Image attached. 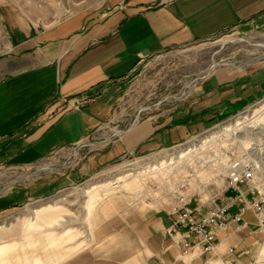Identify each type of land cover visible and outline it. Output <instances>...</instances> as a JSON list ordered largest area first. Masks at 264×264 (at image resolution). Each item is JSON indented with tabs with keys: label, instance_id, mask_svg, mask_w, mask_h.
I'll return each mask as SVG.
<instances>
[{
	"label": "crops",
	"instance_id": "1",
	"mask_svg": "<svg viewBox=\"0 0 264 264\" xmlns=\"http://www.w3.org/2000/svg\"><path fill=\"white\" fill-rule=\"evenodd\" d=\"M249 23L264 31V0H126L100 17L76 14L15 33L0 55V169L35 164L86 140L94 142L97 164L140 149L147 154L185 142L245 108L261 96L264 73L219 69L170 108L139 116L123 134L109 138L108 127L121 126L117 105L141 62ZM80 95L92 97L80 109L64 101ZM235 106L237 111L228 112ZM122 189L97 205L90 228L72 227L75 240L61 246L58 258L45 254L43 264H252L264 258V230L251 210L235 221L237 207L231 205L214 249L204 251L198 244L183 254L181 231H169L168 185L144 196ZM233 195L219 179L193 190L188 205L202 203L205 212ZM20 242L18 237L0 241L14 247ZM12 249L0 255V264H25L20 250ZM29 252L27 264H36Z\"/></svg>",
	"mask_w": 264,
	"mask_h": 264
},
{
	"label": "rangeland",
	"instance_id": "2",
	"mask_svg": "<svg viewBox=\"0 0 264 264\" xmlns=\"http://www.w3.org/2000/svg\"><path fill=\"white\" fill-rule=\"evenodd\" d=\"M124 1L0 0V55L9 50L15 33L40 30L76 14L100 17ZM219 69L231 74L264 73L262 27L255 23L243 24L141 62L117 105L115 117L120 127L126 128L136 115L153 116L161 109L170 108L183 92H192ZM263 92L264 86L257 95L262 97ZM251 98L242 103L245 105ZM263 103L264 100L245 112L247 118ZM236 106L228 112L235 111ZM237 120L236 115L225 116L211 125L215 126L213 129L190 143L154 155L140 154L146 151L140 149L97 164L92 162L97 149L86 140L32 165L3 167L0 169V207L8 204L10 208L0 211V241L18 237L21 242L16 247L0 243V255L14 247L12 250H20V262L25 264L29 261L28 254L33 256L29 251H34L36 264H43V256L50 252L53 259L58 258L62 247L75 240L77 231L73 228H90L97 205L114 191L125 188L136 191L133 196H144L149 190L154 192L156 185L171 182L172 177L190 174V165L194 171L206 168V172L210 171L204 162L210 158H202L203 152L196 151L198 145L208 140L204 147L212 148L207 152L213 157L218 151L216 146L229 138L227 133L222 134L223 128L234 126Z\"/></svg>",
	"mask_w": 264,
	"mask_h": 264
},
{
	"label": "built area",
	"instance_id": "3",
	"mask_svg": "<svg viewBox=\"0 0 264 264\" xmlns=\"http://www.w3.org/2000/svg\"><path fill=\"white\" fill-rule=\"evenodd\" d=\"M188 92L190 90L186 93L183 92L179 98L186 96ZM91 100L90 95L64 98V101L73 109H80ZM263 100L264 96L231 114L236 115L238 120L234 126L223 128L222 134L227 133L229 138L226 137L225 141L223 140L216 146L218 151L213 154V157L207 152V150L212 151L210 150L212 148L206 149L204 147L208 140L203 141L198 145L199 147L197 146L198 150L196 151L203 152L202 158H210L208 161H204L206 165L210 166V171L206 172L207 168L203 171H194L190 165V174L172 177L171 182L162 184L166 187L168 185V195L172 198L169 210V214L172 216L169 231L172 233L181 231L183 254H188L198 244L204 251L214 249L215 234L228 223V211L231 205L237 207V212L233 216L235 221H241L243 213L251 210L259 226L264 230V103L254 109L255 112L251 114L250 119L245 114L252 106L260 104ZM138 120L139 115H136L126 128H121L119 125L108 127L112 130L109 138L123 134ZM214 127H208L191 136L185 142L146 155H154L166 149L179 148ZM93 143L90 142L91 145ZM219 179L223 180L224 189L234 191V195L230 197L227 203L215 204L205 212H202V203H198L194 207L188 205L189 195L193 193V190L203 191L208 185L214 184ZM248 194L251 196H247ZM229 252H232V248H229ZM229 264H233V262L230 261ZM252 264H264V258L257 259Z\"/></svg>",
	"mask_w": 264,
	"mask_h": 264
},
{
	"label": "trees",
	"instance_id": "4",
	"mask_svg": "<svg viewBox=\"0 0 264 264\" xmlns=\"http://www.w3.org/2000/svg\"><path fill=\"white\" fill-rule=\"evenodd\" d=\"M1 211V210H0Z\"/></svg>",
	"mask_w": 264,
	"mask_h": 264
}]
</instances>
